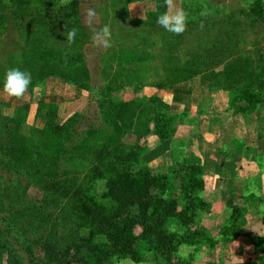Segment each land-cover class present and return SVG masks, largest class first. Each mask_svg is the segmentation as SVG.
<instances>
[{"label":"rangeland","instance_id":"1","mask_svg":"<svg viewBox=\"0 0 264 264\" xmlns=\"http://www.w3.org/2000/svg\"><path fill=\"white\" fill-rule=\"evenodd\" d=\"M220 1L226 5L240 1L239 4H233L234 11H239L247 0ZM79 2L82 22L93 26V30H104L106 19L98 10V0H79ZM52 26L47 23L43 33L44 36L48 34L45 37L48 48L61 51L62 48L70 47L73 51L81 52L80 44L71 46L72 43L65 39L68 33L64 29L55 26L50 28ZM31 36L34 37V34ZM152 36V33L147 35L150 41ZM101 39L103 38L97 37L94 43L85 45L83 48L90 73L88 83L91 89L88 90L77 89L58 76L41 78L39 73L48 69L44 66L46 63H24V55L21 56L23 52L19 48L13 52L10 50L5 63L0 62V238L17 252L22 264H31L27 244L33 245L34 255L42 263L46 261L45 257L49 250L57 249L61 247V242L76 237L78 233L76 200L82 191H89L102 205H110L105 176L111 175L122 165V159H119L121 155L125 157L124 155L135 153L132 157H128V161L133 163V168L137 170L148 164L156 174L170 172L173 163L185 154L201 160L196 147L195 152L189 155L185 140L175 142L174 133L171 132L174 127L171 126L170 136L166 140H162L154 132L156 122L164 112L168 114L171 112L172 115L175 113L172 111H178L175 107L176 99L173 100L174 103H171L172 97L186 98L183 95L184 92H178L177 96V92L162 90L168 99L166 101H171L168 109L163 100L157 96V90L149 86L150 81L153 80H145V76L144 82L139 80V76L134 72L139 66L133 63V59H130L133 62H129V59L121 62V59L117 57L109 59L103 57L105 50L109 51L110 47L107 40ZM21 47L24 49V46ZM247 47L248 61L245 66L252 70L241 74L240 81L243 88H249L259 77L264 79V19L258 20V23L249 30ZM3 49L9 50L4 47L0 49V52ZM237 56H233L230 61L229 59L220 60L217 66L209 69L216 71L219 69L223 72L232 61L236 63ZM211 57L212 60L214 54ZM201 61L204 63V59ZM208 63L206 67L212 65ZM10 67H18L32 75V83L22 97H13L3 91V76ZM58 67L62 69L63 66L58 64ZM81 72L84 73V71ZM182 76L184 77L175 73L170 77L175 82ZM206 77L208 78L204 83L210 86L211 75L206 74ZM197 80L201 81L200 78ZM165 83L169 84L168 81ZM211 89L216 90L212 86ZM226 90L231 93V90ZM116 99L129 101V103L122 105L120 102H115ZM261 104L264 107V102ZM42 112H46V116L41 114ZM50 114L59 123L71 119L73 132L68 142L62 136L55 137L50 128H45ZM6 115L12 119L5 120ZM18 116L22 119V133L25 136L30 135L33 130L31 137L25 138L24 135L13 134L14 138H11V141L15 142V150H20L22 143L33 149L32 155L22 154L24 161L22 166L15 160L12 149L5 151L10 139L6 137L5 123L10 125L13 133L14 128L19 125ZM251 144L252 142L246 137L241 138L237 142L238 148L233 157H250L249 152L246 155V149L251 148ZM252 157L262 165V172H264V156L254 154ZM242 158L238 157L237 163L228 164V169H232L234 165L246 166ZM97 167L103 171L104 177L98 176ZM181 177L183 178L178 175L177 179L175 178L174 182L177 186L183 181ZM237 181L239 180L235 182ZM213 187V182L210 183L209 180V186L202 194L204 198L212 201V211L206 214L200 213L201 218L197 224H201L218 239V234L230 212L221 199L222 189L218 188L217 191ZM229 188L238 189V195L243 198L240 202L244 203L242 205L245 209L249 206L246 212L245 230L251 229L255 231V235L263 236L264 207L260 201V197L264 196L263 187H259L257 183H250L244 187ZM184 205L185 200L180 199L179 207L182 208ZM172 228L181 230V226L177 223H174ZM80 234L87 235V231H80ZM260 242L263 243L264 240ZM253 245L252 241L243 238L229 242L223 248H221L222 245L217 244L214 257L223 261L224 264H261L253 250ZM206 246L207 244L199 246L200 258L195 260L194 264H205L209 258L213 259L212 253L206 252ZM195 250L197 251L192 246L184 245L182 253L188 255ZM8 252V248L0 250V264H7ZM144 254L146 259L142 262H133L129 259L118 261L116 258H111L109 264H162L149 259L146 251Z\"/></svg>","mask_w":264,"mask_h":264},{"label":"trees","instance_id":"2","mask_svg":"<svg viewBox=\"0 0 264 264\" xmlns=\"http://www.w3.org/2000/svg\"><path fill=\"white\" fill-rule=\"evenodd\" d=\"M239 3L237 1L226 5L220 0H184V11L187 14L185 31L176 34L162 28V40L142 42L136 48L151 49L152 44H160L164 49L162 61L166 67H181L184 69V77L193 73L203 74L205 71V80L208 78L206 74L211 75L210 88L231 90L230 106L234 113L249 114L264 102V79L259 77L251 86L248 85L249 88H243L240 76L252 70L245 66L249 51L247 34L258 20L264 19V0H247L239 11H234L233 4ZM79 4V0H0V49H9L0 52V62L5 63L8 54L19 48L23 52L21 56L24 55V63H46L43 65L48 69L39 73L41 78L58 76L78 89H91L88 83L90 73L86 65L87 56L83 48L93 43L94 36L102 30H93V26L82 22ZM47 23L53 25L50 28L55 26L67 33L75 29L77 35L71 46L80 44L81 52L73 51L70 47L62 48L61 51L48 48L45 39L48 34L43 35ZM131 53L122 58L121 62L133 59L134 62H129L137 64L151 58L144 54L137 57ZM212 54L214 57L211 60ZM236 55V63L232 61L223 72L209 69L217 66L220 60L230 61ZM190 58L193 60H188ZM201 59H204V63ZM207 63L212 65L206 67ZM58 64L63 66L62 69ZM134 72L143 81L139 70ZM119 100L113 101L122 105L129 103ZM41 114L46 116V112ZM48 117L45 128H50L55 137L62 136L68 142L73 132L71 119L59 123L52 114ZM8 119L12 117L6 116L5 120ZM18 121L19 125L13 133L10 125L5 123L6 137H10L5 151L12 149L15 160L22 166V154L32 155L33 149L24 143L20 145V150L14 149L15 142L11 141L13 134L25 136L22 133L21 117ZM172 121L173 116L165 112L157 120L154 132L162 140L169 138ZM32 134L33 130L25 138ZM133 154L125 157L121 155L119 159H122V165L111 175L105 176L110 205H102L89 191H82L76 200V237L61 242V247L57 249L49 250L46 261L42 263L34 255L33 245L27 244L31 264H109L111 258L142 262L146 259L144 251L149 259L162 264H194L200 258L198 249L202 244H207L206 252L213 256L205 264H224L214 257L216 245H222L223 248L227 243L240 238L252 241L254 252L261 264H264V242H260L264 240V235L258 236L254 230H245L249 206L245 209L242 205L244 203L240 202L243 198L238 195V189L225 188L220 191L221 199L230 213L217 239L201 224H197L201 218L199 214L210 213L213 208L212 202L202 195L206 182L201 160L185 154L173 163L170 172L156 174L148 164L135 170L133 163L128 161V157ZM178 175L183 176L179 186L174 182ZM98 176L104 177L99 168ZM180 199L185 200L182 208L179 207ZM260 201L264 207V196L260 197ZM262 213L264 215V208ZM174 223L179 224L181 230L172 228ZM84 230L87 235L82 236L80 231ZM184 245L192 246L197 251L184 255ZM3 248L9 250L7 264H22L17 252L0 238V250Z\"/></svg>","mask_w":264,"mask_h":264},{"label":"crops","instance_id":"3","mask_svg":"<svg viewBox=\"0 0 264 264\" xmlns=\"http://www.w3.org/2000/svg\"><path fill=\"white\" fill-rule=\"evenodd\" d=\"M98 2V10L106 19V28L109 32V35L105 36L102 30L94 36V41L97 37L108 41L110 49L107 52L105 50L103 57L122 59L131 52L137 57L142 54L150 56L149 61L137 63L138 70L142 78L145 76V80H153L150 81L149 86L157 90V96L166 103L168 109L171 101H166L167 98L162 90L177 92V96L178 92H184L183 95L186 98L172 97L171 103H174L173 100L176 99L175 107L178 111H172L175 113H172L174 116L171 126L174 130L171 132L174 133L175 142L186 141L185 146L188 148L189 155L197 148L204 169L206 188L210 180L217 191L218 188L223 190L231 186L244 187L250 183H257L264 190L262 165L252 157L254 154L264 156V107L262 104L249 114L234 113V109L230 106L231 93L224 88L211 89L206 82L204 83L205 71L203 74L193 73L188 77L182 76L180 80L174 82L170 76L175 73L182 75L184 69L164 65L162 61L164 49L160 44H152L151 49L136 48L140 43L151 40L147 37L150 33L153 35L152 40L155 39L157 42L162 40L161 26L157 23L158 16L165 12L184 10V0H98ZM89 44L92 43L86 45ZM73 87L76 86L73 85ZM244 137L252 142V147L246 149V155L249 152L250 157L238 156L243 157L242 161L246 166L234 165L232 169H228V164L237 163L238 157L234 158L233 154L237 151V142ZM236 180L239 181L235 182ZM207 200L210 201V199Z\"/></svg>","mask_w":264,"mask_h":264},{"label":"clouds","instance_id":"4","mask_svg":"<svg viewBox=\"0 0 264 264\" xmlns=\"http://www.w3.org/2000/svg\"><path fill=\"white\" fill-rule=\"evenodd\" d=\"M91 15V13H89ZM203 14V13H202ZM187 14L184 10H176L173 13L165 12L158 16L157 23L169 32L180 34L185 31ZM77 32L75 29L67 34V41L73 43ZM104 35H109L108 29H104ZM32 83L30 72L18 67H10L6 70L2 80L3 91L13 97H22Z\"/></svg>","mask_w":264,"mask_h":264}]
</instances>
